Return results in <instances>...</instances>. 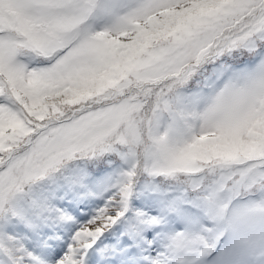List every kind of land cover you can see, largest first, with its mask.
<instances>
[{"label": "snow or ice", "instance_id": "1", "mask_svg": "<svg viewBox=\"0 0 264 264\" xmlns=\"http://www.w3.org/2000/svg\"><path fill=\"white\" fill-rule=\"evenodd\" d=\"M0 264H264V0H0Z\"/></svg>", "mask_w": 264, "mask_h": 264}]
</instances>
